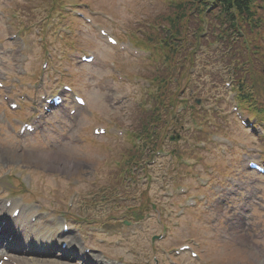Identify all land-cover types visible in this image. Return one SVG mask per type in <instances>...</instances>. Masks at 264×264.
I'll return each instance as SVG.
<instances>
[{
    "label": "rangeland",
    "instance_id": "374dc122",
    "mask_svg": "<svg viewBox=\"0 0 264 264\" xmlns=\"http://www.w3.org/2000/svg\"><path fill=\"white\" fill-rule=\"evenodd\" d=\"M91 1L96 2V7L100 8L101 10L106 11L105 9H108L120 28H125V26H138L139 22L145 23L147 20H152L153 17L159 14L154 13L160 6V0H139L140 2L138 0ZM34 3L35 0L32 2V4ZM18 8L21 11L27 10V8L23 5H19ZM45 11L46 9H42V6H39L36 9V12H39L42 15ZM166 11L167 8L162 10L161 13ZM24 15L25 12L22 13L20 17L24 18ZM116 23L111 22L110 25L115 29L117 27ZM215 46L216 45L212 44V49H214ZM218 50L222 51L223 47ZM212 52L214 53V50ZM246 60L249 64L255 66V68H253V72L246 75L248 77V85L255 81L259 87V100L260 98H264V65L260 59L255 58L252 55H250V58ZM146 61L147 60H137L133 62V60H129L128 58L126 60V66L124 70L127 72H136L138 75H140V73H145V67L151 66V64L146 63ZM217 69H220L218 64L214 65V80L219 81L218 74L221 73L217 72ZM124 85L127 86L128 91H134L137 89L135 86H128V83ZM200 85L202 86V89L199 92ZM195 86L196 94L193 96H196L201 100L200 107H198L200 115L197 116V120H195L194 124L187 126V129L189 130L184 132L183 140L178 143L183 149H190L195 154L199 150L198 146H202V142H200L201 139H197L195 137L199 134L197 129L200 126L203 127L204 131L219 134L220 136H225L227 138L229 136L234 137V135H237L241 139H245L247 144L252 147L256 143H261L258 141L259 139L256 136L245 135L244 130L241 132H236V130L240 129V126L231 112V105H234L236 102V98L234 99V95L236 93L233 92L231 85L228 87L222 82L219 84H214L212 81L208 80L206 82L200 81ZM100 94L103 96L102 93ZM91 96L94 99V104L97 109H106L105 102L98 95H95L94 97L92 94ZM192 101L193 100L190 99L189 103ZM134 104L135 100H131L126 103V106H134ZM203 115L206 117H203ZM126 119L127 117L121 116L119 121H121L122 125L126 127L127 131L128 122ZM187 120L191 121V118L189 117ZM92 121L94 122L95 119H92ZM256 125L261 126L262 124L256 122ZM252 134L256 135V133ZM203 135L205 139L206 133L203 132ZM32 136L37 139L36 135ZM93 136L96 139L95 142L91 138L87 142L86 146H77L73 143H66V140L63 142L59 141L58 143L60 145L56 146L57 141L47 139L45 142V140L42 139L40 143L37 142L35 145L29 144L28 146L22 147L24 141L17 139L10 131H8V129H5L2 131V133H0V157L2 161L6 162L11 161V158H15L16 156L19 158H25V160H27V166L34 168L37 171V178H33V176H31L33 178V183L36 180L39 189L40 186L41 189L45 186L46 176H49V179L51 180L48 182L50 188L47 186L48 195H37V197H34L33 195H26L32 197L30 201L36 200L37 203L42 204V207L49 208L51 212L60 211L65 208L67 198L73 195L74 206L79 207V205H82L85 208L84 215L87 218L107 219L109 214L115 213V211L124 214L126 209L120 202L123 201L121 196L124 195H119L117 190L113 191V195H110L108 198L103 197L104 195H107L103 193V189L106 186L109 187V185H115V178L120 181V174L115 176V178H113L112 174L116 173V161L117 166L119 167L121 159H119L117 146H115L116 141L115 139H111L114 136ZM106 137H110V140L105 142L104 140ZM210 139H212V134L208 139L209 142H211ZM93 144H97V146L95 148L89 146ZM241 144H243V142L236 141L233 146L223 145L220 147V152L222 153V165L219 170H216L212 173L213 178L208 172L204 173V167L208 165V158L211 156L212 148L218 147V145L216 146L211 143H207L206 146L203 147V149L207 151L206 153L200 154L195 158H192L194 154L192 157L184 156L183 159L185 162L182 164L172 156L158 157L153 178L148 181L149 183L143 184L139 187L140 192L141 187L148 189L150 194L149 199H151L152 203L155 204V207H151L152 203L149 202L147 195H126L127 200L123 201L127 202L131 200L134 208H140L142 211L148 213H146L143 217L144 222L141 225L139 234L137 232L136 236L130 239V245L126 248V251L121 252L120 255L131 264H155L154 258H157L160 264H168L161 248H167L166 246L172 244L174 237L180 233L181 238L188 235L195 236L196 240L189 238V242L194 245L195 249H197L196 241L202 244L201 247H198V249L202 252V259L200 261L194 262L195 260H191L188 258V256L183 255L178 259L180 264H264V251L258 250L253 242V239L249 235L247 236L246 233L248 230L246 231L241 226H236L231 230L227 227L225 229V225L212 221V215L210 213L202 214V216L197 215L198 218L191 216L188 218V221L184 219L183 222L178 225L180 231L171 223L168 226L169 237L162 242L151 239L153 234L160 233V230L162 229L159 219L163 221H169V214L175 202H177L175 197H167L166 192L172 191L176 195L175 188L178 185L184 184H188L190 186L196 185L195 187L191 188V190L194 192L205 190L206 186H201L198 180L202 176L201 173H204V176L201 177V180H207L209 187H212L214 183L215 192L216 186H218L217 178L222 177L223 179H226L232 177L231 173L236 170L233 167L235 164H239L241 162V158L245 153V151H242L243 149ZM78 148H80L83 153L81 156H77L72 151L77 150ZM10 149L14 151H11ZM254 149L255 148H249L247 152L250 155H254ZM7 153H13L11 158L7 155ZM225 155L230 157L225 158ZM186 161H191V165L187 164L189 169L186 168ZM111 170L112 172H110ZM120 170L123 169L119 167V171ZM194 170L198 172V174L193 172ZM162 172L164 173V177H158L157 174H162ZM53 173H59L62 177H64L52 179L54 177ZM235 173L236 172H234V174ZM73 174H77L78 179L74 181L69 180L67 177L69 175L72 176ZM65 175L67 176L65 177ZM230 185L231 183H227L228 187ZM56 186L64 189L62 191V195H57V197L54 196V192H56ZM117 186L119 187V184H117L116 187ZM258 188H260V186H258ZM247 191H251V189H248ZM205 192L207 195H213V193L209 190H205ZM66 194L67 196H64ZM81 195H85L87 201L82 199ZM95 195H101L105 199L101 200L102 197L95 199L93 198ZM186 195H204V193H187ZM111 196L116 197V199L110 200ZM208 198L212 201L211 196ZM147 200L150 206L147 204ZM178 200L182 201V199L179 197ZM86 202L87 205H85ZM69 213H73L71 209L69 210ZM194 215L196 214H193V216ZM251 220L252 223L253 221H256L254 220L253 215ZM94 221L96 222L97 220ZM98 223H100V221H98ZM106 224L109 225L105 227L106 232L104 233L113 234V238L110 241H114V239L118 238L119 235H116L118 234V231L122 229V225L117 223L118 226H114V224L111 222ZM254 228L256 229V226L253 223L251 230ZM85 235L89 236V240L94 242L92 245L94 247V252L111 255L106 249V245L108 243L98 246L97 243L102 241V239H98L102 238L101 235L96 234L92 236L88 232H86ZM135 237L139 239L135 240ZM179 242H181V239L176 241L174 244L177 246ZM262 243L264 244V240Z\"/></svg>",
    "mask_w": 264,
    "mask_h": 264
},
{
    "label": "trees",
    "instance_id": "16d2710c",
    "mask_svg": "<svg viewBox=\"0 0 264 264\" xmlns=\"http://www.w3.org/2000/svg\"><path fill=\"white\" fill-rule=\"evenodd\" d=\"M197 2L201 3H209V2H215L214 0H195ZM256 0H217L218 2V10L219 12L223 15L224 19L230 23L233 22V26H236L235 20L238 19V13L235 12L238 11L240 12V10L242 12H249L250 9L252 8V4L255 2ZM174 36H176L174 33L171 34L170 36H168V40H172V38H174ZM170 47H171V52L173 53L174 49H175V45L172 43H169Z\"/></svg>",
    "mask_w": 264,
    "mask_h": 264
},
{
    "label": "bare ground",
    "instance_id": "6f19581e",
    "mask_svg": "<svg viewBox=\"0 0 264 264\" xmlns=\"http://www.w3.org/2000/svg\"><path fill=\"white\" fill-rule=\"evenodd\" d=\"M28 264V263H27Z\"/></svg>",
    "mask_w": 264,
    "mask_h": 264
}]
</instances>
